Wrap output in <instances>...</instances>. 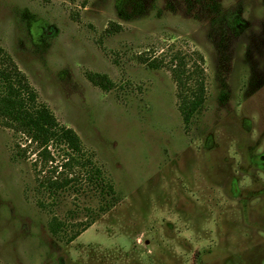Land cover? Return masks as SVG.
<instances>
[{
    "label": "rangeland",
    "instance_id": "374dc122",
    "mask_svg": "<svg viewBox=\"0 0 264 264\" xmlns=\"http://www.w3.org/2000/svg\"><path fill=\"white\" fill-rule=\"evenodd\" d=\"M2 54L117 201L49 194L62 151L43 170L0 118V264H264V0H0ZM199 54L206 101L186 125L173 68ZM53 218L96 222L68 243Z\"/></svg>",
    "mask_w": 264,
    "mask_h": 264
},
{
    "label": "trees",
    "instance_id": "16d2710c",
    "mask_svg": "<svg viewBox=\"0 0 264 264\" xmlns=\"http://www.w3.org/2000/svg\"><path fill=\"white\" fill-rule=\"evenodd\" d=\"M199 63L192 72L186 71L182 59L175 60L173 75L179 87L180 111L186 125H189L205 104L206 74L203 68L204 57L199 54ZM151 66H156L151 64ZM92 84L109 91L113 83L106 76L90 75ZM38 94L27 77L19 70L12 58L2 54L0 64V118L4 124L27 140L26 148L33 146L43 161V170L55 162L52 150H61L63 160L60 166L49 168V175L42 177L39 185L53 196L62 191H79L86 185L96 190L106 200L100 211L108 212L117 201L116 190L104 172L96 166L91 156L84 150L78 134L59 123L51 109L38 100ZM27 152V151H25ZM61 169V172H58ZM57 175L58 177H56ZM70 175H74L71 178ZM96 221L69 226L57 218L52 219L51 229L68 243L74 242Z\"/></svg>",
    "mask_w": 264,
    "mask_h": 264
}]
</instances>
